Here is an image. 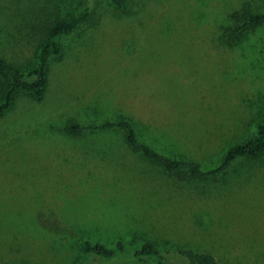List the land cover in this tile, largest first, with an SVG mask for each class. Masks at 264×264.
Instances as JSON below:
<instances>
[{"label": "rangeland", "instance_id": "obj_1", "mask_svg": "<svg viewBox=\"0 0 264 264\" xmlns=\"http://www.w3.org/2000/svg\"><path fill=\"white\" fill-rule=\"evenodd\" d=\"M89 2L99 9L49 61L43 100L19 93L0 120V264H153L94 259L83 239L264 264V155L216 179L180 178L121 133L65 132L129 120L159 153L216 167L264 119V25L227 32L233 12H264V0H132L124 12L0 0V58L34 67L45 31Z\"/></svg>", "mask_w": 264, "mask_h": 264}, {"label": "trees", "instance_id": "obj_2", "mask_svg": "<svg viewBox=\"0 0 264 264\" xmlns=\"http://www.w3.org/2000/svg\"><path fill=\"white\" fill-rule=\"evenodd\" d=\"M130 1L132 0H104V5L117 12H124ZM92 6L99 9L97 3L89 2L86 12L80 16H72L67 20L58 21L45 31L43 39L38 45L37 62L34 67L20 69L0 58V120L10 112L19 93L28 95L37 102L43 100L49 82V61L61 55L65 39L85 27L90 16L88 8ZM230 18L232 25L227 31L229 38L253 32L264 25V12L235 11ZM86 131L121 133L125 146L129 150L138 153L166 174L180 178L216 179L227 175L235 165L244 161L257 160L264 155V119L253 138L228 149L220 164L209 170H203L191 161L173 159L159 153L139 139L129 120L105 122L95 128L83 127L74 123L65 127V132L71 136H80ZM79 248L82 253L102 261L125 258L131 263L221 264L215 257L206 253L181 249L163 252L152 242H146L136 250H127L120 241L113 247H107L99 242L83 239L79 243Z\"/></svg>", "mask_w": 264, "mask_h": 264}]
</instances>
